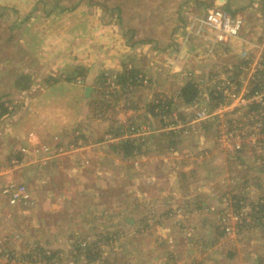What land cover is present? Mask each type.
Here are the masks:
<instances>
[{
    "label": "rangeland",
    "instance_id": "rangeland-1",
    "mask_svg": "<svg viewBox=\"0 0 264 264\" xmlns=\"http://www.w3.org/2000/svg\"><path fill=\"white\" fill-rule=\"evenodd\" d=\"M263 69L264 0H0V264H264Z\"/></svg>",
    "mask_w": 264,
    "mask_h": 264
},
{
    "label": "built area",
    "instance_id": "built-area-1",
    "mask_svg": "<svg viewBox=\"0 0 264 264\" xmlns=\"http://www.w3.org/2000/svg\"><path fill=\"white\" fill-rule=\"evenodd\" d=\"M205 22L211 27L215 28V30H219L223 34L230 35V36H237L242 30L244 20L239 16L232 15L228 10L222 9V8H214L211 9L206 17ZM232 98L229 102L223 103L219 106L217 109L218 112L224 108H229L230 106L238 105L239 103L246 104L247 99L250 101L251 99L261 96L262 100L264 99V96H262V93L256 92L254 96L250 97L246 93L243 92H234L231 94ZM234 109V108H233ZM202 115V113H201ZM211 114H208L209 116ZM235 147L240 148V150L243 147V144L241 143H235ZM245 146V145H244ZM15 163H17L15 161ZM2 191L4 192L5 196L8 198V200L11 203H18V202H29L32 200L30 193L27 192L21 186L18 182H10L2 188Z\"/></svg>",
    "mask_w": 264,
    "mask_h": 264
},
{
    "label": "trees",
    "instance_id": "trees-1",
    "mask_svg": "<svg viewBox=\"0 0 264 264\" xmlns=\"http://www.w3.org/2000/svg\"><path fill=\"white\" fill-rule=\"evenodd\" d=\"M264 71V69H263ZM182 91H183V95L185 97L186 103H191L193 102L197 96L200 93V87L198 85L197 82L194 81H188L183 87H182ZM125 141L122 145L124 151H125V155H130L134 152V145L133 144V139H125L123 140ZM119 146V145H118ZM138 149H140V147L138 146ZM138 152V151H137ZM239 203V201L237 202V204ZM261 207V209H259L258 211L261 212V214L258 215L257 213V218L259 220V222L263 221L264 222V201L263 202H259V205Z\"/></svg>",
    "mask_w": 264,
    "mask_h": 264
},
{
    "label": "bare ground",
    "instance_id": "bare-ground-1",
    "mask_svg": "<svg viewBox=\"0 0 264 264\" xmlns=\"http://www.w3.org/2000/svg\"><path fill=\"white\" fill-rule=\"evenodd\" d=\"M24 5V4H23ZM22 7V6H21ZM2 100V99H1ZM4 100V99H3ZM8 106V105H7ZM15 122V121H14Z\"/></svg>",
    "mask_w": 264,
    "mask_h": 264
}]
</instances>
